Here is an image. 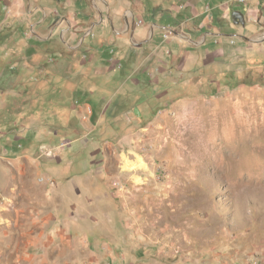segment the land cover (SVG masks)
<instances>
[{
    "label": "rangeland",
    "instance_id": "obj_1",
    "mask_svg": "<svg viewBox=\"0 0 264 264\" xmlns=\"http://www.w3.org/2000/svg\"><path fill=\"white\" fill-rule=\"evenodd\" d=\"M0 264H264V0H0Z\"/></svg>",
    "mask_w": 264,
    "mask_h": 264
},
{
    "label": "crops",
    "instance_id": "obj_2",
    "mask_svg": "<svg viewBox=\"0 0 264 264\" xmlns=\"http://www.w3.org/2000/svg\"><path fill=\"white\" fill-rule=\"evenodd\" d=\"M235 12H237V11H235ZM123 23L125 24V25H127L128 23H127V21L126 20H123ZM127 27V26H126ZM128 28V27H127ZM127 29L125 28V30L124 31H126ZM123 33H127V32H123ZM144 43H147V42H143V44ZM195 44H200V42L199 43H195Z\"/></svg>",
    "mask_w": 264,
    "mask_h": 264
},
{
    "label": "water",
    "instance_id": "obj_3",
    "mask_svg": "<svg viewBox=\"0 0 264 264\" xmlns=\"http://www.w3.org/2000/svg\"><path fill=\"white\" fill-rule=\"evenodd\" d=\"M235 15H237L241 20H242V13L237 11V12H234Z\"/></svg>",
    "mask_w": 264,
    "mask_h": 264
},
{
    "label": "bare ground",
    "instance_id": "obj_4",
    "mask_svg": "<svg viewBox=\"0 0 264 264\" xmlns=\"http://www.w3.org/2000/svg\"><path fill=\"white\" fill-rule=\"evenodd\" d=\"M224 132V131H223ZM239 142V140L237 141V139H235V143H238Z\"/></svg>",
    "mask_w": 264,
    "mask_h": 264
},
{
    "label": "built area",
    "instance_id": "obj_5",
    "mask_svg": "<svg viewBox=\"0 0 264 264\" xmlns=\"http://www.w3.org/2000/svg\"><path fill=\"white\" fill-rule=\"evenodd\" d=\"M240 1H242V0H240Z\"/></svg>",
    "mask_w": 264,
    "mask_h": 264
}]
</instances>
